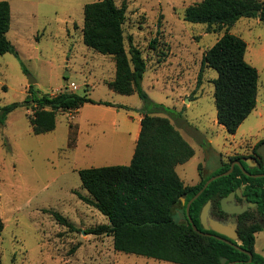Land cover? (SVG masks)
Here are the masks:
<instances>
[{"label": "rangeland", "instance_id": "1", "mask_svg": "<svg viewBox=\"0 0 264 264\" xmlns=\"http://www.w3.org/2000/svg\"><path fill=\"white\" fill-rule=\"evenodd\" d=\"M6 1L12 7L7 38L18 54L0 55V111L22 103L32 91L53 96L66 87L127 108L88 103L76 112H59L56 129L42 135L33 133L27 104L8 115L0 127V215L5 223L0 264H172L118 252L111 236L89 233L109 220L81 199L89 193L79 171L130 165L134 129L144 108L137 93L121 95L109 88L115 59L83 41L85 5L100 0ZM114 1L127 8V53L134 46L147 63L143 90L169 108L159 115L170 118L195 150L177 167L184 183L198 184L200 172L209 177L236 157L249 158L254 167L251 158L259 162L264 141V22L243 18L229 30L246 41V61L259 72L257 107L231 135L217 121L213 81L218 73L203 65L205 52L226 29L185 21L186 8L202 0ZM30 80L36 83L30 86ZM256 249L264 253V231L256 236Z\"/></svg>", "mask_w": 264, "mask_h": 264}, {"label": "trees", "instance_id": "2", "mask_svg": "<svg viewBox=\"0 0 264 264\" xmlns=\"http://www.w3.org/2000/svg\"><path fill=\"white\" fill-rule=\"evenodd\" d=\"M126 10L125 5L119 7L114 0H100L84 8L85 45L115 59V78L108 83L109 88L121 95L137 93L144 103L141 131L131 164L79 171L82 187L89 193V197L80 196L81 199L109 220V224L89 233L111 236L118 252L172 264H264V256L255 247L256 233L264 231V176L248 177L236 166L230 175L218 178L204 190L192 203L189 214L199 231L213 233L201 224L202 209L211 202L212 213L223 214L222 199L240 191V198L257 205L236 215L239 240L235 244L252 254L251 262L247 253L214 236L200 234L190 223L188 203L210 178L229 171L232 160L209 177L200 172L201 181L197 185H185L180 178L176 168L190 161L195 150L170 118L159 115L163 111L169 113V108L151 100L142 88L147 63L138 48L131 46L129 54L126 51ZM243 18H259L264 22V0H202L185 10V21L189 23L226 29L225 35L205 52L203 65L218 73L213 81L217 121L231 135L237 133L258 104L259 72L246 61V41L229 33ZM10 29L11 6L3 0L0 1V55L18 54L7 38ZM25 72L28 71L25 69ZM88 103L127 108L96 102L87 92L79 95L67 87L53 96H39L32 91L22 103L1 109L0 127L5 125L10 113L27 104L33 111L29 119L33 133H50L56 129L59 112H76ZM148 108L152 111H147ZM252 172L264 174V158L260 169ZM51 213L60 222L67 223L57 212ZM4 228L0 215V234Z\"/></svg>", "mask_w": 264, "mask_h": 264}, {"label": "water", "instance_id": "3", "mask_svg": "<svg viewBox=\"0 0 264 264\" xmlns=\"http://www.w3.org/2000/svg\"><path fill=\"white\" fill-rule=\"evenodd\" d=\"M35 83H36L35 80H30L29 81V85L30 86H33V84H35ZM261 154H262V156L264 158V150H262ZM236 165L241 168V170L244 172V174L250 176L249 173H247V171L245 170L244 166L242 165V163L240 161H236V162L232 163L229 171L210 178L206 182L204 187L200 190V192L188 203V205H187V214H188V216L190 214V208H191L192 203L204 192V190L213 181L217 180L218 178H220L222 176L230 175L234 171ZM262 176H264V175H254L253 177H262ZM238 192L240 194V191H238ZM235 196H236V192H232L227 197L222 199L221 207H222V211L223 212H225V213H227L229 215H240V214H243L248 209V205H236L235 204ZM182 201L185 202V198H182ZM249 205L251 207H254L256 204L250 203ZM211 213H212V203L208 202L204 206V208L202 209V212H201V215H200L201 224L203 225L204 229L205 230H213L216 233L227 237V239H226V238H223V237H220V236H214L218 240L233 246L234 248L240 250L241 252L247 253L250 256V262H251L252 254L250 252L242 249L239 245H237V244H235L233 242V241H238L239 240V236H238V233H237V222H236V220L231 219L228 222H226L227 223L226 224V223L220 222V221H218L216 219H213L211 217ZM189 220H190V223L192 224L193 228L197 232H199L200 234H203L205 236H213L211 234L203 233V232L199 231L190 216H189ZM230 264H236V262H232Z\"/></svg>", "mask_w": 264, "mask_h": 264}, {"label": "flooded vegetation", "instance_id": "4", "mask_svg": "<svg viewBox=\"0 0 264 264\" xmlns=\"http://www.w3.org/2000/svg\"><path fill=\"white\" fill-rule=\"evenodd\" d=\"M261 145H263V150H264V144H261ZM248 159L249 158H246V157H240V160H233L232 161V163H234V162H236V161H240L241 163H242V165L243 164H245L246 166H247V168H245V166H244V168H245V170L247 171V173H249V175L250 176H248V175H246V176H248V177H253L254 175H264V174H253V170L254 169H260V162H261V160L263 159V156L262 155H260V160H259V162H258V160H255L254 158H251V159H253L254 160V162H256V165L254 166V167H252L250 164H249V162H248ZM237 166V165H236ZM235 166V167H236ZM256 178V177H255ZM235 204L236 205H248V209L245 211V212H247L249 209H255V208H257V205H255L254 207H251L249 204V202H247V200L245 199V198H240V194H239V192L237 191L236 192V196H235ZM221 209H222V207H221ZM244 212V213H245ZM243 213V214H244ZM240 215H242V214H240ZM211 217L213 218V219H216V220H218V221H220V222H223V223H226V222H228L229 220H231V219H234V220H236V215H229V214H227V213H225V212H223V214H220V213H217V214H214V213H211ZM237 222V221H236ZM227 224V223H226ZM207 232H213V233H208V234H211V235H213V236H220V237H223V238H226L227 239V237H225V236H223V235H220V234H218V233H216L215 231H213V230H206ZM234 243L236 242V241H233ZM238 242V241H237Z\"/></svg>", "mask_w": 264, "mask_h": 264}, {"label": "crops", "instance_id": "5", "mask_svg": "<svg viewBox=\"0 0 264 264\" xmlns=\"http://www.w3.org/2000/svg\"><path fill=\"white\" fill-rule=\"evenodd\" d=\"M10 3V2H9ZM10 6H11V4H10ZM260 20V19H259ZM238 23V22H237ZM236 23V24H237ZM11 25H12V7H11ZM11 30V29H10ZM111 81H113V80H111ZM110 81V82H111ZM134 94H136V93H134ZM133 95V94H132ZM142 118H143V116H141V117H139V119H138V121H137V125H136V127H135V133H134V136H133V141H134V143L135 144H137V141H138V138H139V135H140V131H141V121H142ZM136 147V146H135ZM135 151V150H134ZM180 166V165H179ZM176 171H177V168H176ZM178 173V172H177ZM179 175V174H178ZM181 178V177H180ZM182 179V178H181ZM184 182V181H183ZM186 185V184H185ZM194 185H197V184H194ZM194 185H188V186H194ZM257 234L258 233H256V236H257ZM255 247H256V244H255ZM256 251H257V249H256ZM258 252V251H257ZM259 253V252H258ZM261 255H263L264 256V253H260Z\"/></svg>", "mask_w": 264, "mask_h": 264}, {"label": "built area", "instance_id": "6", "mask_svg": "<svg viewBox=\"0 0 264 264\" xmlns=\"http://www.w3.org/2000/svg\"><path fill=\"white\" fill-rule=\"evenodd\" d=\"M72 86L76 88V85L75 84H72Z\"/></svg>", "mask_w": 264, "mask_h": 264}]
</instances>
